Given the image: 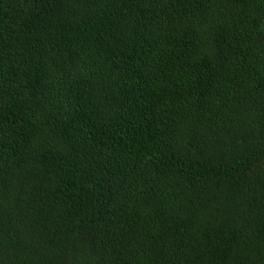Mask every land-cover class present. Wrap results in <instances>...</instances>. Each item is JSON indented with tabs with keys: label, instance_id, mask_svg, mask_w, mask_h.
<instances>
[{
	"label": "trees",
	"instance_id": "16d2710c",
	"mask_svg": "<svg viewBox=\"0 0 264 264\" xmlns=\"http://www.w3.org/2000/svg\"><path fill=\"white\" fill-rule=\"evenodd\" d=\"M0 264H264V0H0Z\"/></svg>",
	"mask_w": 264,
	"mask_h": 264
}]
</instances>
